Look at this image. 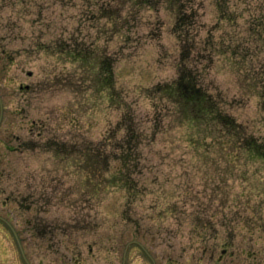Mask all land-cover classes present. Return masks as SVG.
Returning a JSON list of instances; mask_svg holds the SVG:
<instances>
[{
	"label": "rangeland",
	"instance_id": "1",
	"mask_svg": "<svg viewBox=\"0 0 264 264\" xmlns=\"http://www.w3.org/2000/svg\"><path fill=\"white\" fill-rule=\"evenodd\" d=\"M175 82L264 139V0H0V264H264V163Z\"/></svg>",
	"mask_w": 264,
	"mask_h": 264
},
{
	"label": "trees",
	"instance_id": "2",
	"mask_svg": "<svg viewBox=\"0 0 264 264\" xmlns=\"http://www.w3.org/2000/svg\"><path fill=\"white\" fill-rule=\"evenodd\" d=\"M104 69L106 76L104 82H107L105 87H108L112 98L114 93L113 83L110 81L109 64L105 65ZM189 76H191V80H195L194 75L190 74ZM156 87V94H159L160 98H166L174 104L173 115H175L176 120L180 123L186 122L188 126L197 130L195 131L196 138H189L192 144L208 146L213 143L214 145H219L220 148L227 144L233 147L234 152H238L239 159L242 157V159L244 158L247 161L264 163V139L257 136L255 132L248 130L233 115L226 111L222 102L215 101L214 97L197 83L189 82L184 84L175 82L174 84H158ZM126 137H122L123 143H128L127 140L125 142ZM122 146L121 143L119 148ZM107 156L105 161L96 159L97 156L95 160L91 158L92 161L90 162L92 164L87 167L92 172H95L100 169L98 164L102 162L100 164L101 169L103 165L107 169L111 164V159H116L121 161L116 171L117 175H126L129 166L125 164V158L123 156L114 158V155L109 156L108 154ZM122 181L123 179L119 182L121 183Z\"/></svg>",
	"mask_w": 264,
	"mask_h": 264
}]
</instances>
